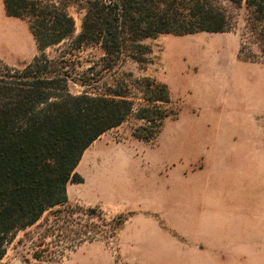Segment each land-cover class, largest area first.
I'll return each mask as SVG.
<instances>
[{
  "label": "rangeland",
  "instance_id": "1",
  "mask_svg": "<svg viewBox=\"0 0 264 264\" xmlns=\"http://www.w3.org/2000/svg\"><path fill=\"white\" fill-rule=\"evenodd\" d=\"M71 12L76 35L82 15ZM143 42L152 49L144 67L126 57L108 68L100 45L78 47L67 40L46 49L52 58L66 54L73 93L103 94L116 82L136 92L135 80L143 76H154L170 89L171 103L165 106L173 113L153 140L134 136L142 121L132 114L85 151L77 168L84 182L68 185L71 204L98 207L108 221L119 214L128 220L114 237L101 231L73 248L48 238L56 256L39 260L34 244L45 230L40 228L44 218L51 215L47 211L34 226L17 233L0 264H264V239L219 230L218 241L206 245L196 230L211 221L201 209L207 194L214 202L217 197L212 218L219 226L264 229V56L244 11L228 32L164 33ZM37 54L27 19L7 15L0 0V63L22 67ZM159 190L167 198L166 215L159 221L164 231L154 239L151 215L140 201L149 203ZM89 220L77 213L78 223L69 226L72 236ZM91 220L102 226L98 217Z\"/></svg>",
  "mask_w": 264,
  "mask_h": 264
},
{
  "label": "trees",
  "instance_id": "2",
  "mask_svg": "<svg viewBox=\"0 0 264 264\" xmlns=\"http://www.w3.org/2000/svg\"><path fill=\"white\" fill-rule=\"evenodd\" d=\"M227 1L229 5L222 0H4L7 15L29 22L39 54L22 67L0 63V260L17 233L34 226L47 211L51 217L44 218L40 228L45 230L34 244L36 259L56 256L48 238L64 240L66 249L101 231L114 237L128 215L108 221L98 207L71 204L68 185L84 182L77 167L104 133L135 113L142 123L134 136L151 141L173 113L165 106L171 103L168 85L154 76L135 80L136 92L116 82L103 94L73 93L66 54L52 58L46 49L67 40L78 47L100 45L106 67L126 57L144 67L152 53L144 39L164 33L228 32L243 10L264 56V0ZM71 9L82 15L76 35ZM79 212L90 220L73 237L69 226L78 223ZM93 217L101 220V227Z\"/></svg>",
  "mask_w": 264,
  "mask_h": 264
},
{
  "label": "crops",
  "instance_id": "3",
  "mask_svg": "<svg viewBox=\"0 0 264 264\" xmlns=\"http://www.w3.org/2000/svg\"><path fill=\"white\" fill-rule=\"evenodd\" d=\"M202 157L206 159V157L204 156ZM209 160L210 162L213 160L212 156L210 157ZM166 199L167 198L165 196L164 191L159 190V192L155 194L149 200V203L144 205V200L142 198L140 201L141 203L140 208H144V210H146L151 215L152 223H153L152 230L155 233L154 239H157L158 233H161L164 231V229L160 227L159 221L163 219V217L166 215V205H167ZM201 209L204 212V214L207 216V218H210L211 220V221L201 222L199 224V228L196 229L198 231L197 236H199L201 242L206 245L208 243L213 244V242L218 241L219 230L243 231L244 234L242 235V238L248 239V240L264 239V229L263 228H260V227L251 228V227H245V226H241L239 228H233V227L227 226V228H224V227L219 226L217 222H214L212 216L216 214L217 212V197H215V202H214L212 194L210 196L208 194L205 195L204 199L201 202ZM140 213H141V209H138V211L135 212L134 216L138 218ZM137 233L140 234V230H138ZM139 238L140 236H138L137 239Z\"/></svg>",
  "mask_w": 264,
  "mask_h": 264
}]
</instances>
